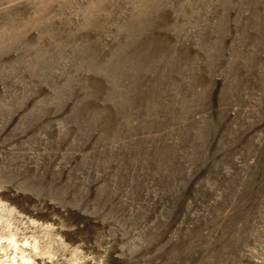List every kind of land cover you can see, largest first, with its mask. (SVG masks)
<instances>
[{"label": "rangeland", "instance_id": "rangeland-1", "mask_svg": "<svg viewBox=\"0 0 264 264\" xmlns=\"http://www.w3.org/2000/svg\"><path fill=\"white\" fill-rule=\"evenodd\" d=\"M0 264H264V0H0Z\"/></svg>", "mask_w": 264, "mask_h": 264}]
</instances>
